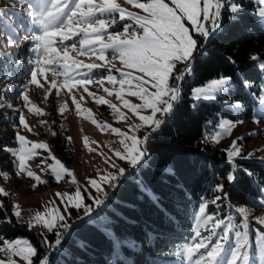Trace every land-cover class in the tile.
Returning a JSON list of instances; mask_svg holds the SVG:
<instances>
[{
    "label": "rangeland",
    "instance_id": "obj_1",
    "mask_svg": "<svg viewBox=\"0 0 264 264\" xmlns=\"http://www.w3.org/2000/svg\"><path fill=\"white\" fill-rule=\"evenodd\" d=\"M249 1L255 4V11H253L255 18L264 22V0ZM116 2L125 8L126 11L136 12L141 15L146 14L143 10L127 3V0H116ZM141 2H146V0H141ZM165 2L172 6L170 0H165ZM229 2V10L232 13L237 14L245 10L236 0H230ZM71 6L70 4L69 7ZM49 7V0H40L38 4L35 3V0H24L23 7L16 3L15 0H0V122L2 129L0 131V174L7 173L8 177L7 179L0 178V187L4 188L7 193V195L0 194V203L9 202L12 213H14L13 205H18L21 210V218H15L21 226L29 230L36 229L44 236L56 230L58 239L53 244L54 246L68 233L71 226L81 218H86V220L94 219L103 229L109 231L106 226L109 218L102 213L99 214L100 216L96 214L95 217L93 214L97 213V210L98 212L105 210L107 201L111 196L108 194V188L117 189L119 181L129 171L128 168L134 169L143 159L142 157L133 164L130 159L121 161L115 156L116 150L122 147L120 140L123 137L120 136L119 132H126L131 135L134 131L131 125L140 123L138 116L123 101L127 100L132 104L142 102L137 97L128 94L127 85L124 87L123 99L117 97L115 92L120 90L119 81L122 77L118 71L111 69L112 74L116 76L117 82L115 85L108 83L109 68L105 67L94 69L89 74L93 81H104L103 87L93 83L88 86L87 92L84 91L83 87L72 89L71 92L67 88H61L60 84L63 77H54L51 68L48 70L47 79L43 76L39 77L44 85L43 88H37L31 84H29L27 89L24 88V85L30 80V71L34 68V64H30L29 61L36 59V53L31 51L33 42L30 38L43 31L38 17L39 13ZM233 8H235L234 11L232 10ZM221 11L222 7L218 22ZM116 19L118 21L117 24L108 29L110 33L123 31L124 26L128 23H132L133 28L138 27L133 21H119L118 14H116ZM5 21H8V23H5ZM9 24L13 28L15 27L13 32L10 30ZM208 27L209 36L212 32L211 23H209ZM132 31L133 29H129V34ZM10 37L13 40L11 44L9 43ZM201 38L203 37L197 39V46ZM80 39L81 37H74L73 40L64 43L69 49L75 43L77 49H79ZM69 55L72 59L78 60L83 64L94 62L106 65L111 61L114 53L111 49L107 50L105 53L107 59L104 61L96 59L95 56L79 54L77 51L70 50ZM19 61L23 63L17 64ZM253 62L260 70L261 79L257 83L244 82L251 103H246L242 100L230 101L228 99L220 101L222 106L230 108L236 114V119L219 118L215 128L207 129L204 136L206 142L211 144L215 150L224 153L226 157L227 152L232 149L233 142L238 144L241 156L249 157H234L232 162L227 159L232 166L233 172H238L242 169L243 162L257 161L264 163V71L261 70V66H264V59L260 58ZM112 63L116 65V68L123 69L125 72H132L133 75H142L131 69L124 68L119 59L112 61ZM188 65L184 66L179 73L182 79L185 78V71H187ZM81 70L87 71L86 69ZM54 78L57 82V88L55 89L51 88ZM182 79L178 84L176 83L178 85L177 89H179ZM211 81L195 87L192 90V94L196 88L208 87ZM135 85L136 81H132L133 90H135ZM232 85L233 82L231 81L227 87L211 89L204 93V95L211 97L210 99L201 98L195 104L202 101H218V98L227 93ZM6 88L10 89V91L5 92ZM104 88L109 91L105 92ZM25 91L31 104L39 108L41 114L29 111L31 105L25 106L22 100V95ZM149 91H153L150 85ZM89 92L94 93V95H89ZM73 97L80 104L79 111L76 103L73 102ZM97 97L107 100L108 104H98L96 102ZM172 103L174 106L175 102ZM8 105H12V107L10 108ZM109 105H114L115 107L113 108ZM62 107L64 110L61 112ZM171 111H162L157 114V118L160 121L159 126L163 121L162 119L170 114ZM21 114L25 116V122L29 125L31 131L19 125L18 117ZM140 114L148 113L145 110H141ZM121 115L125 119H120ZM253 118H258L260 120L259 123H255ZM240 120L243 123H234ZM225 122L229 123L226 124ZM17 128L19 129V134L24 135L31 143H43L48 146L47 151L35 149V154L27 161L28 168L35 176L39 177V180L34 181L28 178L26 173L17 177L13 166L15 160L5 150L6 148H19L20 145L16 140L17 133L15 131ZM115 129H119V132L115 131ZM156 129L152 128L147 131L141 129L136 132V135L143 141L141 145L143 153L145 143ZM10 136L13 137L14 145L10 144L8 139ZM31 143L29 147H31ZM53 156L59 159L72 172V176H68L67 173L61 171L60 178L56 179L54 168L57 166L55 165V160L52 159ZM106 157L107 160L105 159ZM108 161L119 164L122 166V170L117 171ZM108 171H113L116 178L109 183H101V190L96 192L88 181L96 179L100 182L101 175L106 174ZM72 177H75V181H73ZM78 187L81 191V197L84 199V205L73 209L64 204L67 199L66 196L61 197L57 194L66 192L74 197ZM218 188L219 186L213 190L212 196L203 200L193 212L191 229L190 233L185 237L186 240L167 239L169 250L158 254L159 264H196L197 260L205 258L207 252L217 246H220V254L212 264H264V196L255 203V208L239 207L230 203L224 189L219 191ZM262 190L264 194V186H262ZM205 205L204 216H211L213 219L208 225V230L206 231L202 228L201 237L197 238L195 236L197 222L199 219H203L200 216V209ZM56 210L61 214H66V217L53 228L49 229L34 222L36 212H41L48 219L50 218L49 212L52 211L54 213ZM73 210L76 211L78 218L70 222L68 218L73 214ZM216 220L222 221V225L215 232H211V223H215ZM202 239L205 243H208V247L202 248L189 260L186 255V249L194 247ZM16 240L21 241V247L26 248L30 245L33 248L31 241L26 237L4 240L3 243H0V261H3V264H27V261L22 259V257L13 255L8 250V244H14ZM174 245H176L175 248L172 247ZM30 259L32 261L33 256H30Z\"/></svg>",
    "mask_w": 264,
    "mask_h": 264
},
{
    "label": "trees",
    "instance_id": "obj_2",
    "mask_svg": "<svg viewBox=\"0 0 264 264\" xmlns=\"http://www.w3.org/2000/svg\"><path fill=\"white\" fill-rule=\"evenodd\" d=\"M229 1L222 0L219 29L205 51L202 49L206 38L199 40L193 56L196 60L182 82L175 111L149 139L146 160L120 180L117 189L108 188L111 196L105 210L93 214L95 217L102 213L109 218V231L94 219L85 220L47 264H157L158 254L169 250L167 239L186 240L193 212L212 196L217 186L223 185L234 206L255 208L264 196V163L243 162V168L233 172L226 155L204 138L219 118L236 119V114L220 101L251 103L244 82L257 83L261 79L259 68L248 56L254 52L264 59V22L253 15V2L236 0L245 10L234 14L229 10ZM230 57L236 60L235 66L229 63ZM188 64L179 67L182 70ZM221 74L232 77L229 91L216 102L194 104L192 90ZM174 76L171 86L178 87ZM8 139L14 145L13 137ZM231 174L235 180L229 183ZM0 204V243L26 237L35 249L32 264H42L58 239L56 230L45 236L36 229L29 230L18 223L9 202ZM77 218L73 210L68 219L73 222Z\"/></svg>",
    "mask_w": 264,
    "mask_h": 264
},
{
    "label": "snow or ice",
    "instance_id": "obj_3",
    "mask_svg": "<svg viewBox=\"0 0 264 264\" xmlns=\"http://www.w3.org/2000/svg\"><path fill=\"white\" fill-rule=\"evenodd\" d=\"M21 7L24 6V0H15ZM40 0H35L39 3ZM50 7L42 13H39V22L43 27V31L34 37L30 38L32 43L31 51L36 53V59L29 61L34 64V68L30 71V80L24 85L27 89L29 84L35 85L37 88H43L39 77L43 76L47 79L49 68L53 72L54 77L62 76L63 80L60 84L61 88H67L70 92L72 89L83 87L84 91H88V86L93 83L99 84L103 87L104 81H93L90 73L94 69L101 67L109 68L107 81L115 85L117 82L116 76L111 72L115 69L120 73L122 79L119 81L120 90L115 92V95L121 99L124 96V87L128 86V94L137 97L142 103L132 104L124 100V104L138 116L140 123L132 124L134 129L133 133L129 135L126 132H119L123 139L120 140L121 148L115 152V156L119 160L130 159L133 164L138 162L144 155L141 150L143 141L136 135V132L143 129L145 131L152 128H158L160 121L157 114L164 111L170 112L173 103L178 99L177 87L170 86V81L175 75V82L178 84L182 79L180 73L181 65L188 64L192 60L194 52L197 49V39L200 37H207L209 34V23H211V30L216 31L219 27L218 17L222 7V0H170L172 6L166 3L165 0H127V3L133 5L135 8L143 10L145 15L136 12L126 11L121 7L116 0H49ZM72 5L69 7V5ZM233 11L235 8L232 9ZM116 14H118L119 21H133L136 28H133L132 23L124 26L123 31L110 33L108 29L117 24ZM14 16V14H12ZM8 23V21H5ZM187 25V26H186ZM10 30L13 28L9 24ZM129 29H133L129 34ZM74 37H81L79 40V49L73 43L71 49L64 43L73 40ZM9 43H13L12 38H9ZM111 49L114 55L111 61L106 65L97 63L83 64L78 60L70 57L69 52L77 51L82 55L95 56L96 59L104 61L107 59L105 53ZM261 58L260 55L250 52L248 59L250 61H257ZM119 59L120 63L126 69H131L136 73L142 75H133L132 72H125L123 69L116 68L112 63ZM11 63V62H10ZM22 61L17 64H22ZM229 63L236 65V60L232 57L229 58ZM56 67H52V66ZM86 69L87 71H82ZM19 70V69H16ZM264 71V66H261ZM187 71L191 72L190 64ZM10 75V73H9ZM132 81H136L135 90L132 87ZM232 81L231 76H224L221 74L219 78L213 79L208 87L196 88L193 91L191 99L195 104L196 101L203 99H210L211 97L204 95V93L211 89L219 87H227ZM149 85L153 91H149ZM51 88H57V82L54 78L51 83ZM10 91L6 88L5 92ZM105 92L109 90L104 88ZM112 94V93H109ZM89 95L94 93L89 92ZM22 100L25 106L31 105L29 111L41 114V110L34 104H31L29 96L25 91L22 95ZM73 102L76 103L77 110L80 109V104L76 102L73 97ZM98 104H108V101L102 97H97ZM115 107L114 105H109ZM12 107V105H8ZM61 108V112L63 111ZM141 110L147 111L148 114H140ZM120 119H125L123 115ZM255 123H259L258 118H253ZM19 125L25 129L29 125L25 122L23 114L18 117ZM226 124L229 122H225ZM234 123H243L242 120L235 121ZM17 135L16 140L19 143V148H6L5 150L14 158V168L16 175L19 177L21 174L27 175L28 178L39 180V177L28 168L27 161L35 154V149L48 150V146L43 143H31L24 135L19 134V129H15ZM242 139V138H241ZM31 143V147L29 144ZM234 157H248L241 156L239 146L233 142L232 149L227 152V159L229 162L234 161ZM249 158V157H248ZM54 168L56 179L58 180L61 171L72 176L65 165L54 156ZM107 160V157L105 158ZM112 167L117 171L122 170L119 164L108 161ZM0 178L7 179V173L0 174ZM75 181V177H72ZM116 177L113 171H108L106 174L101 175L100 182L96 179H91L88 183L96 192L101 190V183H109ZM235 180L234 175H229L228 181L232 183ZM223 191V185L218 188ZM0 194L7 195L4 188L0 187ZM61 197L66 196L67 199L64 204L70 208H80L84 205V199L81 197L79 187L75 192V196L65 193H58ZM3 205L0 204V208ZM54 207V206H53ZM205 207H201L200 216L195 231L197 238L201 237V229L208 230V225L212 221L211 216H204ZM14 216L18 219L21 218V210L18 205H13ZM243 211V210H242ZM50 218L46 219L45 215L41 212H36L34 215V222L36 224L44 225L51 229L64 220L66 214H61L58 210L49 212ZM222 225V221L211 223V232H215ZM209 239V238H208ZM27 244V242H25ZM21 241L16 240L14 244H8V250L13 255L20 256L27 261V264H32L30 256H35V249L28 245L26 248L21 247ZM208 243L202 239L201 242L196 243L194 247L186 249V255L189 260L199 252L202 248H207ZM220 254V246L207 252L206 257L202 260H197L196 264H212L217 260ZM3 264V261H0Z\"/></svg>",
    "mask_w": 264,
    "mask_h": 264
},
{
    "label": "water",
    "instance_id": "obj_4",
    "mask_svg": "<svg viewBox=\"0 0 264 264\" xmlns=\"http://www.w3.org/2000/svg\"><path fill=\"white\" fill-rule=\"evenodd\" d=\"M214 35H215V32H214V33H211L210 36L206 39L205 44H204V48L202 49V51H205V49H206L208 43L210 42V40L213 38ZM195 60H196V58L192 59V61H191V67L193 66ZM186 74H187V72H186ZM185 76H186V75H185ZM183 80H184V79H182L181 84H180V86H179V89H178V91H177L178 98H179V94H180V91H181V87H182V82H183ZM177 100H178V99H177ZM177 100L175 101L174 106H173V109H172L170 115L168 116V118H166L165 120L162 121L161 125H160V126H159V127H158V128L152 133V134H151V136L149 137V139H150L151 137H153L156 133H158V132L161 130V128L164 126V124H165L167 121L170 120V118H171L172 115H173V112L175 111V107H176V102H177ZM149 139H148V141H147V142L145 143V145H144V150H145V152H144V155H143V159H142V161L139 163V165L142 164V163L146 160V158H147V144H148V142H149ZM132 171H133V169H130V170H129V173L132 172ZM127 175H128V173L125 174V175H123L122 178H125ZM85 220H86V218H81V219H79L78 221H76V222L71 226V228H70V230L68 231V233L65 234V235L61 238V240L53 246L51 252H50L49 255L47 256V258L43 261V264H46V263L48 262L49 258H50L51 255L56 251V249H57L59 246H61L62 243H63V242H64V241H65V240H66V239L72 234V230H73V228H75L77 225H80V224H81L82 222H84Z\"/></svg>",
    "mask_w": 264,
    "mask_h": 264
}]
</instances>
